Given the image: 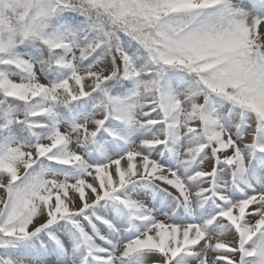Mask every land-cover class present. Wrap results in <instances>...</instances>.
Returning <instances> with one entry per match:
<instances>
[{
	"label": "snow or ice",
	"instance_id": "6c2138e0",
	"mask_svg": "<svg viewBox=\"0 0 264 264\" xmlns=\"http://www.w3.org/2000/svg\"><path fill=\"white\" fill-rule=\"evenodd\" d=\"M0 264H264V0H0Z\"/></svg>",
	"mask_w": 264,
	"mask_h": 264
}]
</instances>
